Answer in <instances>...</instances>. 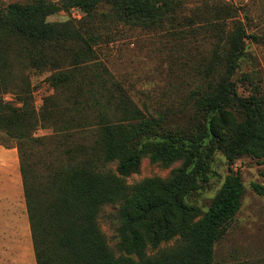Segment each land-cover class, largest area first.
Wrapping results in <instances>:
<instances>
[{
    "label": "trees",
    "instance_id": "trees-1",
    "mask_svg": "<svg viewBox=\"0 0 264 264\" xmlns=\"http://www.w3.org/2000/svg\"><path fill=\"white\" fill-rule=\"evenodd\" d=\"M69 1L85 9L97 3ZM186 1L105 0L104 22L90 25L49 21L62 9L49 0L0 12V143L18 148L37 264H214L216 244L242 206V175L229 170L205 212L188 197L208 184L217 152L230 166L241 155L264 160V90L253 74L238 76L251 57L246 27L237 20L218 30L198 67L200 83L173 117L145 113L98 61L112 26L164 29ZM26 69L50 72L54 93L39 110L17 72ZM9 92L15 99L4 97ZM40 128L55 134L37 135ZM145 158L175 167L167 178L128 184ZM251 186L264 196V182ZM108 203L118 205L120 254L99 222Z\"/></svg>",
    "mask_w": 264,
    "mask_h": 264
},
{
    "label": "rangeland",
    "instance_id": "rangeland-1",
    "mask_svg": "<svg viewBox=\"0 0 264 264\" xmlns=\"http://www.w3.org/2000/svg\"><path fill=\"white\" fill-rule=\"evenodd\" d=\"M34 1L38 0H0V12L5 13L8 6L15 2ZM49 1L62 6L60 11L48 16L51 22L72 19L78 25H90L94 21L104 22V14L109 10L105 0H97L89 9L70 6L69 0ZM221 8H228L235 17L225 14ZM89 11H93V15H89ZM237 20L244 24L250 36L247 45L251 53L238 76L246 72L253 74L264 90V0H188L176 12L172 25L155 32L112 26V38L97 48L102 58L98 61L105 64L114 80L123 85L127 94L145 113L157 115L167 112L173 117L176 108L189 99L191 91L200 83L198 67L208 58L216 42V33L221 28L232 29ZM17 72L30 82L34 103L39 110L45 98L54 93L47 81L50 72L33 69ZM247 91V87L241 86V93ZM4 97L7 100L15 99L11 92ZM172 120L176 123L185 119L175 117ZM52 134L55 133L51 128L37 131V135ZM0 145L13 151L9 165V189L13 199L10 205L6 201L2 203L6 196L0 193V264H37L18 148ZM115 167L116 164H110V168ZM174 167H164L145 158L140 170L128 176L127 182L133 185L148 177L167 178ZM231 169L241 173L245 194L228 233L216 244L214 264H264V196L257 194L251 186L253 182H264V160L241 155L230 166L224 154L217 152L211 163L208 184L192 193L188 201L207 211ZM6 177V173L0 171V182ZM117 209V204L104 205L99 213V222L111 248L120 254ZM166 246L162 244L160 249ZM158 250L149 248L148 253L154 254Z\"/></svg>",
    "mask_w": 264,
    "mask_h": 264
},
{
    "label": "crops",
    "instance_id": "crops-1",
    "mask_svg": "<svg viewBox=\"0 0 264 264\" xmlns=\"http://www.w3.org/2000/svg\"><path fill=\"white\" fill-rule=\"evenodd\" d=\"M11 149L4 148L0 145V171L6 173L7 177L6 180L0 182V193L6 196V199L2 201L9 202V205L12 202V197L10 195V189H9V182H10V169L9 165L11 162V158H13ZM1 201V199H0Z\"/></svg>",
    "mask_w": 264,
    "mask_h": 264
}]
</instances>
